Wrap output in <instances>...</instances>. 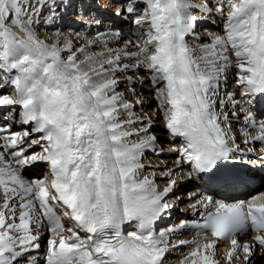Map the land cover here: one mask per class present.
<instances>
[{"label": "snow or ice", "instance_id": "snow-or-ice-1", "mask_svg": "<svg viewBox=\"0 0 264 264\" xmlns=\"http://www.w3.org/2000/svg\"><path fill=\"white\" fill-rule=\"evenodd\" d=\"M71 6L0 0V264H169L178 247L188 248L178 264H253L264 256V192L202 196L189 205L200 220L158 227L175 207L167 197L177 190V169L231 190L250 186L252 168L264 170L248 159L254 147L236 143L223 110L241 109L231 116L243 117L244 144H264V0H125L135 39L76 33V46L59 28L51 42L41 39L45 7L43 24L54 27ZM210 16L220 18L221 33L206 30L210 42L191 46L189 37L200 39L197 23ZM230 74L243 103L226 90ZM136 86L153 94L152 115L135 111L147 104ZM157 113L181 140L162 189L155 173L144 174L161 167L144 163L146 152H163L151 132ZM41 166L46 173L28 174ZM192 230L203 239L171 242ZM221 244L228 247L218 256Z\"/></svg>", "mask_w": 264, "mask_h": 264}, {"label": "bare ground", "instance_id": "bare-ground-1", "mask_svg": "<svg viewBox=\"0 0 264 264\" xmlns=\"http://www.w3.org/2000/svg\"><path fill=\"white\" fill-rule=\"evenodd\" d=\"M67 3V0H65ZM196 2H201V0H196ZM211 2V0H209ZM125 0H72V6L67 8L65 11L61 13V19L55 24L54 27H49L43 24V17L49 14L48 8L44 9L42 13L40 26L37 28V32L40 35L41 39H47L51 42L54 39V32L57 28L60 29L65 36L70 38L76 46H79L82 41L76 38V33H87L89 37H93L97 34V32H104L105 30H113L119 31L123 38H131L135 39L134 36H130L128 32L129 21L132 19V16L128 15L123 11ZM59 6L57 7V11H59ZM117 10L121 11V15L117 16L115 13ZM200 15V13H197ZM212 20L216 21V24L211 23H197L196 26V34L200 37L199 40H194L191 37L188 38L189 44L193 47H198L202 43L210 42V37L207 36L206 30L210 32L221 33V28L217 27V25H221L222 22L218 16H210ZM99 20V26H95L94 21ZM82 21L89 22L88 25L82 23ZM123 41H121L122 43ZM110 47H117L118 45L113 43L109 45ZM129 63H134V61H128ZM128 75H136L135 73H128ZM140 76H144V72L139 73ZM229 86L227 91L235 92L237 101L243 103V99L240 96L239 89L235 87L234 80L232 79V75H229ZM120 91H124L127 94V88L121 84ZM137 95L147 100V104L143 106L142 110L140 107H137L135 111L142 115L147 113L149 115L153 114V110L156 106V101L152 98L153 94L149 91H145V89L136 86ZM6 91V90H5ZM11 94V93H8ZM129 99H134L131 95H129ZM245 107L248 105L245 104ZM224 111L229 113V119L232 121V132L236 136V143L239 142L242 149H247L248 147H254L256 149L254 154H250L248 159H261L264 156V153L261 152V149H264V144L256 143L254 145H246L243 143L242 136V123L243 117L241 115L240 122H237L235 118L231 116L232 111H236L237 113L241 112L239 107L236 108H225ZM13 130H20L18 126L14 125ZM252 135L257 134V130L249 129ZM151 132L155 134L158 138L157 147L163 148V152L160 154H154L151 151L145 153L144 163L146 165H161V167H146L144 170V174H156V182L160 185L161 189L168 184V180L166 178H162L161 174L167 171L168 168H175V161L178 156V151H176V145L181 144L180 138H172L167 129L164 127L163 117L160 114H156L154 116V125L151 129ZM135 139V137H134ZM35 151H39L40 149L37 147L34 149ZM166 165L167 167H164ZM190 168L185 166L183 171L177 169L176 172L173 173L174 176L179 173L180 179L178 180L177 190L171 193L167 197V201L175 205L173 207L176 211L175 216L183 219H194L196 217L191 216H180L177 212L180 208H185L192 203H195L196 199H200L202 196H206L207 194L201 190V187L198 184V179L188 180L184 178L183 173L189 171ZM46 166H41L39 168H33L29 175L35 173L36 176L41 175L42 173H46ZM194 183V184H193ZM196 183V184H195ZM192 184V185H191ZM261 184V183H260ZM257 184L251 190H255L251 193L249 190L247 193L239 194L237 199H246L247 197L252 196V194H257L259 192H264V184ZM190 185L193 187L191 188ZM190 187L185 191V187ZM187 187V188H188ZM180 188V189H178ZM189 193H196L194 199H189ZM206 194V195H205ZM224 194V193H223ZM167 222V221H166ZM162 222L158 225L159 228H166L168 223ZM192 231L183 232L177 234L173 240L171 241L173 244L176 243L178 239H196L192 235ZM251 240V239H245ZM244 240H242L243 242ZM44 245H42L41 253L43 252ZM187 247H178L173 252L169 253L168 260L169 264H178V261L181 259V253L187 252ZM225 249L219 247L218 256H222ZM253 264H264V256H256L253 259Z\"/></svg>", "mask_w": 264, "mask_h": 264}, {"label": "rangeland", "instance_id": "rangeland-1", "mask_svg": "<svg viewBox=\"0 0 264 264\" xmlns=\"http://www.w3.org/2000/svg\"><path fill=\"white\" fill-rule=\"evenodd\" d=\"M46 8H47V7H45V9H46ZM193 184H194V183H193ZM195 184H196V183H195ZM191 185H192V184H191ZM191 185H190V187H191V188H193V187H195V186H196V185H195V186H193V187H192ZM187 187H188V186H186V187H185V191H186V190H188V189L190 188V187H188V188H187ZM191 188H190V189H191ZM178 189H180V188H178ZM45 239H46V238H45ZM42 245H43V244H42ZM186 250L188 251V249H187V248H186Z\"/></svg>", "mask_w": 264, "mask_h": 264}]
</instances>
